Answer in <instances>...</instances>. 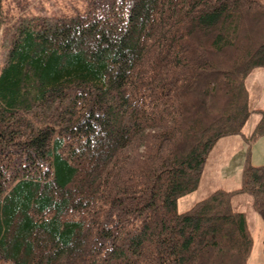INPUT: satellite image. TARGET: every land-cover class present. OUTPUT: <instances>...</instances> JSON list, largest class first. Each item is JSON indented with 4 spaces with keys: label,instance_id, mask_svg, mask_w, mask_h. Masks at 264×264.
Masks as SVG:
<instances>
[{
    "label": "trees",
    "instance_id": "trees-1",
    "mask_svg": "<svg viewBox=\"0 0 264 264\" xmlns=\"http://www.w3.org/2000/svg\"><path fill=\"white\" fill-rule=\"evenodd\" d=\"M13 25L0 70L3 264H248L253 230L233 200L251 196L264 222V164L248 153L239 188L183 212L178 200L221 139L264 136L248 88L264 69V0H95Z\"/></svg>",
    "mask_w": 264,
    "mask_h": 264
},
{
    "label": "rangeland",
    "instance_id": "rangeland-1",
    "mask_svg": "<svg viewBox=\"0 0 264 264\" xmlns=\"http://www.w3.org/2000/svg\"><path fill=\"white\" fill-rule=\"evenodd\" d=\"M95 0H3V17L5 26L0 32V70L2 69L6 49L12 38L14 25L23 19L45 16L54 21L66 15L84 11L94 5ZM100 10V6H98ZM250 105L253 109L264 108V69L253 71L248 79ZM260 115L253 112L246 132L250 133ZM250 154L255 165L264 164V136L252 144L242 136H228L219 141L211 151L200 185L197 190L182 196L178 200L180 212L190 209L213 191L224 188L233 190L241 185V169L246 156ZM252 197L241 194L234 198L233 207L247 214L248 222L253 230L254 248L248 264H264V222L252 205ZM0 264L3 262L0 259Z\"/></svg>",
    "mask_w": 264,
    "mask_h": 264
},
{
    "label": "crops",
    "instance_id": "crops-1",
    "mask_svg": "<svg viewBox=\"0 0 264 264\" xmlns=\"http://www.w3.org/2000/svg\"><path fill=\"white\" fill-rule=\"evenodd\" d=\"M247 133H248V132H247ZM250 133H251V132H250ZM248 134H249V133H248ZM221 140H222V139H221ZM221 140H220V141H221ZM246 142H247V140H246Z\"/></svg>",
    "mask_w": 264,
    "mask_h": 264
}]
</instances>
